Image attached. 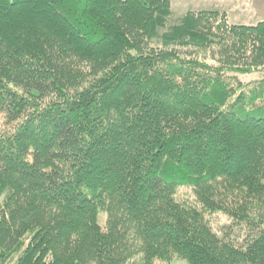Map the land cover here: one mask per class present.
<instances>
[{
  "label": "trees",
  "instance_id": "obj_1",
  "mask_svg": "<svg viewBox=\"0 0 264 264\" xmlns=\"http://www.w3.org/2000/svg\"><path fill=\"white\" fill-rule=\"evenodd\" d=\"M258 68L264 20L0 0V263L264 264Z\"/></svg>",
  "mask_w": 264,
  "mask_h": 264
},
{
  "label": "rangeland",
  "instance_id": "obj_2",
  "mask_svg": "<svg viewBox=\"0 0 264 264\" xmlns=\"http://www.w3.org/2000/svg\"><path fill=\"white\" fill-rule=\"evenodd\" d=\"M171 9L175 15L186 11H209L218 10L224 11L227 15L228 21L234 24H255L260 20H264V0H257L255 2H248L241 0H169ZM237 75L246 83L257 81L264 77V68H258L252 72L237 73ZM3 117L0 114V128H2ZM175 198L181 203L196 206V201L193 193L188 187H179L176 191ZM205 218L212 225L214 229L220 226L221 223L227 221V217L221 213H205ZM105 213H99L98 220L101 225L105 223ZM16 256L3 264H13ZM1 264V263H0ZM154 264H186L180 258L173 257L169 263L155 261Z\"/></svg>",
  "mask_w": 264,
  "mask_h": 264
},
{
  "label": "crops",
  "instance_id": "obj_3",
  "mask_svg": "<svg viewBox=\"0 0 264 264\" xmlns=\"http://www.w3.org/2000/svg\"><path fill=\"white\" fill-rule=\"evenodd\" d=\"M241 3V0H238ZM243 1H248V2H255L257 0H243Z\"/></svg>",
  "mask_w": 264,
  "mask_h": 264
}]
</instances>
